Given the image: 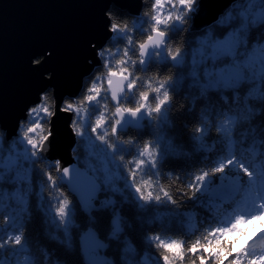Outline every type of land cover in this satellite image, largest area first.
<instances>
[{"label": "clouds", "instance_id": "1", "mask_svg": "<svg viewBox=\"0 0 264 264\" xmlns=\"http://www.w3.org/2000/svg\"><path fill=\"white\" fill-rule=\"evenodd\" d=\"M140 4L138 18L143 21L142 25L136 24L134 22L136 18L133 16L121 14L114 4H110L104 10L103 16L108 22L105 28L111 35L101 47H97L95 43L90 44L99 64L94 65L91 72L81 78L82 87L78 95L65 97L58 109L55 88L50 86L38 93V102L29 104L24 109L23 118L16 121L15 135L9 137V129L0 124V154L16 150L17 144L22 142L30 156L38 161L35 167L41 173L42 192L49 185L57 184L54 177L68 178L70 175L69 167L62 166L59 159L53 160L51 166L47 161L39 160L40 155L49 147L48 141L53 135L52 120L57 110L71 117L68 129L74 138L79 140L87 133L96 144L107 150L106 155L113 165L122 170L132 193L142 204L167 202L179 207L182 201L191 199L200 192L203 186V181L200 180L202 175L211 176L212 170L222 163L227 168L229 160H237L234 154L226 155L211 171L194 169L190 179L182 181L181 175L162 173L158 169L159 145L153 136L137 138L134 130L127 134L124 131L118 132V127L126 116L135 120L138 114L143 112L151 121L153 129H156L162 109L169 114H175L186 107L185 99H177L168 87L175 75L174 68L169 66L165 71H161L158 65L147 67L145 57L150 49L154 50V58L159 57L158 50L161 48L164 49L169 61H175L180 56L184 48V33L187 31L190 14L194 11L197 0H140ZM234 4H239V7L233 8ZM246 7L247 0H233L215 23L217 24L220 18L232 9L238 19H246L247 23L253 24L254 27L264 25V22L256 23L252 15L247 18L240 16V12ZM256 7L264 10V0H258ZM174 24L181 27L180 36L175 41L166 40L169 29ZM230 39L231 51L222 53L221 56L233 59L239 53L240 57H247L241 61H249L246 65L248 73L254 78L259 77V84H264V53H261L259 60L254 63L255 58L246 52V37L231 34ZM88 63L91 64V60ZM47 75L51 79L52 74ZM220 102L211 118L201 119L196 112V118L187 126L188 133L197 142L205 136L217 137L220 141L227 135L241 143H248L250 137L255 134L264 146V124L251 130L245 126V121H239L235 126H227L224 122L226 119L224 109L235 112L239 105L235 99L225 95L220 96ZM256 112L258 116L264 113V101H261ZM117 145L130 149V153L126 156L123 152H116ZM73 148L75 149L76 145ZM69 151L73 154V149ZM238 169L242 188L252 186L253 182L258 190L264 186V174H261L262 170L257 169L253 163H241ZM172 177L176 180L175 184L169 182ZM100 179L108 185L103 176H100ZM92 183L94 185L95 180H92ZM59 189L60 187L57 190ZM61 196L63 198L58 205L51 207L52 222L57 228L63 229L64 235L67 236L69 227L75 225L69 216L72 199L66 189L61 192ZM261 197L255 202L253 211L233 214L228 218L213 213L215 222L205 225L195 234L165 235L157 229L147 231L145 241L150 242L159 264H209V262L264 264V192H261ZM236 199H239V196ZM81 205L84 212L88 213L91 208L90 200L81 198ZM235 207L236 204L233 203L231 212ZM109 228L108 238L119 242L117 258L115 261L111 259L112 264H143V255L138 250L134 257L128 259L123 254L125 242L131 241L127 235L120 239L124 228L119 211L112 215ZM90 235L91 231L86 234ZM51 238L71 250V246L65 245L55 237ZM257 240H260L259 244ZM193 243L197 245L195 251L201 252V256H195L194 252L185 250V245ZM165 244H172V250L164 247ZM133 246L136 247L134 244ZM185 255L186 259L183 258ZM165 256L168 257L167 260ZM0 264H65V262L27 242L25 238L22 241L20 235H15L14 241L11 236L7 237V240L0 237Z\"/></svg>", "mask_w": 264, "mask_h": 264}, {"label": "trees", "instance_id": "2", "mask_svg": "<svg viewBox=\"0 0 264 264\" xmlns=\"http://www.w3.org/2000/svg\"><path fill=\"white\" fill-rule=\"evenodd\" d=\"M257 3L258 0H247V7L240 12V16L247 18L252 15L256 23L264 22V10L257 8ZM195 7L196 5L194 9ZM238 7L239 4L233 5V8ZM120 11L121 14L130 15L127 11ZM138 14L131 16L136 18L134 20L136 24L142 25L143 21L138 18ZM215 22L195 31L190 30L189 18L187 31L184 33V48L180 56L175 61H169L164 49L158 50L159 57L154 58L152 54L147 65V67L158 65L161 71H165L169 66L174 68L175 75L168 87L177 99H185L186 107L175 114H169L162 109L156 129H153L151 121L143 114L140 124L125 133L134 130L137 138L153 136L159 145L158 169L162 173L179 174L182 181L190 179L194 169L211 171L215 164L223 160L226 155L234 154L239 163H253L257 169L264 168V146L255 134L250 137L248 143H241L238 139L227 135L220 141L217 137L205 136L197 142L187 131L188 124L196 118V112L201 119L211 118L217 105L221 103V95L235 99L239 105L235 112L224 109L226 117L224 122L227 126H235L239 121H245V126L251 130L253 127L258 128L264 124V113L258 116L256 112L261 101H264V84H259V77L254 78L246 72L244 78L233 88L218 87L203 90L201 85L204 81L194 79L190 74L193 68V57L200 59L197 50L202 42H204L205 51L210 52L211 43L230 38L231 34L243 35L247 39L246 52L255 58L254 63L259 60V53L264 51V25L254 27L253 24L247 23L246 19H238L232 9H229L217 24ZM181 30L180 26L172 25L166 40H177ZM246 58L240 57L239 53L236 55V59L239 60ZM231 61L232 58L221 56L217 61L209 59L207 66L209 68L223 67ZM217 123L219 124V121ZM74 145L76 148H72V155L78 166L94 177L100 185V191L94 200V208L88 213L84 212L58 177H54L57 179L56 185H49L43 192L40 190L42 177L40 170L35 167L38 161L30 156L22 142L17 144L16 150L0 154V237L7 240V237L11 236L14 241L15 235H20L22 241L25 238L27 242L51 253L55 258L63 260L65 264L92 263L94 254H83L78 245V239L88 226L93 227L102 240L100 254L106 259L104 264H112V260H116L119 242L110 240L107 232L110 230L111 217L117 211L124 228L120 239L127 235L131 241L125 242L126 247L123 251L125 258L134 257L138 250L143 255V264H159L150 242L145 241L146 232L158 229L165 235L188 236L195 234L205 225L215 222L213 213L222 218L226 217L224 212L213 211L212 204L232 203L231 200H217L219 198L217 194L222 191L227 194L228 189L240 180L238 166L232 165L226 169L225 173L208 177L200 192L191 199L182 201L179 207L167 202L142 204L135 198L126 176L117 165H114L115 172L111 173L112 177L107 180L108 185L102 182L100 176L104 177L103 158L110 167L113 165L108 160L107 150L103 146L96 144L87 133L79 140L75 138ZM92 145L94 149L91 151ZM130 151L122 145L116 147V152H123L126 156ZM39 160L47 161L49 166L53 161L41 157ZM144 179L147 180V177ZM169 182L175 184L176 180L172 177ZM59 187L60 189L57 190ZM64 189L72 199L69 216L75 222V225L67 230V236L64 235L63 229L53 224L51 210V207L57 206L63 198L61 192ZM226 207L227 213H231V205ZM51 237L71 246V250ZM259 243L260 240L257 244Z\"/></svg>", "mask_w": 264, "mask_h": 264}, {"label": "water", "instance_id": "3", "mask_svg": "<svg viewBox=\"0 0 264 264\" xmlns=\"http://www.w3.org/2000/svg\"><path fill=\"white\" fill-rule=\"evenodd\" d=\"M232 2L197 0L190 14V30L215 22ZM110 4L130 15H137L141 8L140 0H0V124L9 129V137L15 135L16 121L23 118L24 109L38 102L40 91L54 87L58 109L65 97L79 94L81 78L99 64L90 44L101 47L111 35L103 16ZM153 53L152 49L148 51L145 66ZM47 73L52 74L51 79ZM70 119L57 110L49 147L40 157L59 159L62 166L69 167V177L60 179L81 207V198L90 200V211L100 185L70 154L75 143L68 129ZM140 121L139 114L135 120L126 116L118 131L126 133ZM78 245L82 253L97 251L101 238L88 226Z\"/></svg>", "mask_w": 264, "mask_h": 264}, {"label": "snow or ice", "instance_id": "4", "mask_svg": "<svg viewBox=\"0 0 264 264\" xmlns=\"http://www.w3.org/2000/svg\"><path fill=\"white\" fill-rule=\"evenodd\" d=\"M209 47L211 48V51L206 52L204 42H202L201 47L197 50L200 59L197 60L196 56L193 57V68L190 73L191 76L194 79H202L204 81L201 85L203 90L218 88L221 86H235L236 84H238L244 78L246 72H248L246 65L249 63V61L242 62L241 60L236 59V57H233L231 63L224 64L223 67L209 68L207 66V61L209 59H211L212 61H217L221 57L222 53L231 51V39L226 38L222 41H216L214 43H211ZM240 164L241 163H239L237 160H229L227 162V168L222 163L219 167H216L212 170L213 174L211 176L223 174L230 166H239ZM261 170V174H264V168H261ZM65 171L67 172L68 170L66 169ZM208 177L210 176H208L207 174H204L200 177V180L203 181V184ZM194 190L195 189H193V191ZM261 192H264V186H262V188L258 190L255 186V182H253L252 186L246 189L242 188L239 182H236L228 189L227 194H224L223 191L217 194V196L219 197L217 200H231L232 203H213L212 210L216 213H226V218L233 214H242L244 212L253 211L255 210V202L262 198ZM237 196H239L240 198L236 199ZM233 203L236 204L235 209L231 213H227L226 205H232ZM163 246L168 248L169 250H172V244H165ZM196 247L197 245L195 243H193L192 245H185V250L194 252L195 256H201V252L195 251ZM183 258L186 259V255ZM167 259L168 257L165 256V260Z\"/></svg>", "mask_w": 264, "mask_h": 264}, {"label": "rangeland", "instance_id": "5", "mask_svg": "<svg viewBox=\"0 0 264 264\" xmlns=\"http://www.w3.org/2000/svg\"><path fill=\"white\" fill-rule=\"evenodd\" d=\"M226 39V38H225ZM224 40V39H223ZM263 52V51H261ZM260 52V53H261ZM140 117L141 119H143V113L141 112L140 114ZM94 144V143H93ZM94 149V145H92L90 147V150L92 151ZM108 160L111 162L110 158L107 156ZM112 163V162H111ZM115 166L112 165L111 167L107 164V161L103 158L102 160V169H103V174H104V178H106V180L110 179L112 177L111 173L115 172ZM259 242V240H257V243ZM101 251H94V252H91L93 253L94 255L92 256V263L91 264H104L106 259H104V257L100 254ZM97 254H99L97 256ZM94 260H97V261H94ZM107 264V263H106Z\"/></svg>", "mask_w": 264, "mask_h": 264}]
</instances>
